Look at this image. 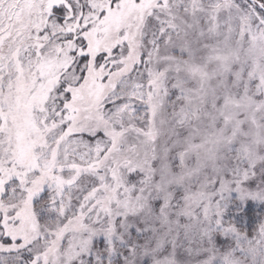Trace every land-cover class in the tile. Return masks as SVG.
Segmentation results:
<instances>
[{
    "label": "snow or ice",
    "instance_id": "obj_1",
    "mask_svg": "<svg viewBox=\"0 0 264 264\" xmlns=\"http://www.w3.org/2000/svg\"><path fill=\"white\" fill-rule=\"evenodd\" d=\"M0 264H264V0H0Z\"/></svg>",
    "mask_w": 264,
    "mask_h": 264
}]
</instances>
